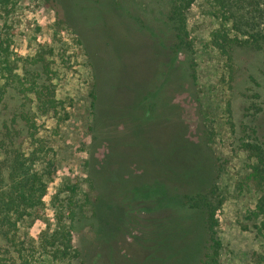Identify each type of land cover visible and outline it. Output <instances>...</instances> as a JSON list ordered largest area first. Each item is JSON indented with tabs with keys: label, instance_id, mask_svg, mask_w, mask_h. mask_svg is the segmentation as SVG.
<instances>
[{
	"label": "rangeland",
	"instance_id": "obj_1",
	"mask_svg": "<svg viewBox=\"0 0 264 264\" xmlns=\"http://www.w3.org/2000/svg\"><path fill=\"white\" fill-rule=\"evenodd\" d=\"M125 5L130 10L123 18L125 25L113 21L110 26L98 18L85 32L86 44L99 46L96 75L103 81L97 93V115L91 107L95 72L81 39L63 21L53 0H15L12 13L2 23L14 54L43 58L55 99L63 106L59 118L36 111L30 96L13 95L0 105V132L5 120L29 111L36 125L34 136L43 140L57 164V176L43 199L46 232H51L55 210L65 207L70 194L67 187L76 185L75 196L81 199L83 211L75 217L74 245L82 249L87 264H195L188 253L193 243L187 248L183 244L197 229L188 220L197 214L181 205L191 186L174 188L186 178L193 186L201 182L202 173L215 158L222 166L216 184L225 196L216 214L221 262L264 264V240L240 225L243 212L257 194L243 182L248 162L243 152L233 149L231 134L242 113L243 94L250 95L244 92L257 93L264 108V51L236 46L227 63L210 45L217 22L208 13L207 0H197L186 15L193 42L190 50L175 47L163 30L161 0H129ZM109 17L115 20L116 14ZM137 20L145 22L148 30H138ZM109 37L121 47H134L129 56L133 62L121 73L113 61ZM189 66L195 68V83ZM166 77L171 83L165 91ZM139 91L137 104H141L133 111ZM29 133L18 130L12 137L17 144H27ZM151 154H159L160 165L171 166L152 165ZM91 178L95 184L90 189ZM148 187L151 196H145ZM132 196L143 198L133 201ZM121 209H129L131 217L121 220ZM163 215L175 217L173 232L180 228L181 219L188 220L187 234L172 237V255H163ZM43 226L37 223L29 233L37 238L39 232L43 237ZM97 233L103 238L116 235L114 263L109 262L110 251L101 246L106 241L98 240ZM4 247L0 240L1 250ZM62 264H79V260Z\"/></svg>",
	"mask_w": 264,
	"mask_h": 264
},
{
	"label": "trees",
	"instance_id": "obj_2",
	"mask_svg": "<svg viewBox=\"0 0 264 264\" xmlns=\"http://www.w3.org/2000/svg\"><path fill=\"white\" fill-rule=\"evenodd\" d=\"M53 1L59 6L63 21L71 26L81 39L85 53L95 72L91 107L94 111L93 115H97L98 106L96 104L100 103L97 93L102 87L103 81L100 76L96 75L95 56L99 46H93L91 42L86 44L85 32L97 22L98 18L99 20L106 19L110 26L113 21L119 25H125L123 18L126 19L130 13L125 4L129 0ZM196 1L161 0L163 12L160 11V19L163 30L170 39L173 38L175 47L183 46L187 50L192 47L193 42L189 38L186 15ZM207 1L209 3L208 13L217 22V28L210 34V45L225 58L227 63H230L231 52L236 46L264 51V0ZM68 3L73 7H69ZM14 7L15 0H0V105L4 104L7 99H12L13 95L30 96L36 111L50 113L60 118V110L63 109V106L55 99V92L45 73L47 66L43 64V58L39 57V60H35L34 58L38 55L24 58L14 54L10 50L12 40L2 31V23L12 13ZM113 13L116 14L115 20L109 17ZM106 14L108 16H105ZM133 18L137 19L134 16ZM137 21L139 22L138 30H148L149 27L145 22ZM109 38L110 43L108 39H104L110 46L118 73H121L126 69L127 64L131 65L133 62L129 56L134 51V47H121L118 42ZM194 66H189V68L191 70L190 77L195 83L197 78ZM170 83L169 78L166 77L162 85L165 91ZM244 93L250 95L243 94L242 113L231 130L232 144H235L233 147L235 151L243 152L247 158L248 163L243 182L253 188L257 196L254 203L243 212L240 225L244 231H250L257 238L264 240V108L262 102L258 100L257 93L249 91ZM136 99L138 100L132 104L133 111H136L141 104V101L140 104H137L141 99L140 91ZM1 129L0 240L4 242L5 247L3 250L0 248V264H62L75 259L79 260V264H87L82 249L74 245L75 217L83 211L81 199L75 196L78 188L76 185L67 187L70 194L65 200V207L55 210L51 232L50 234L46 232L48 229L46 230V219L42 212L43 199L46 196L48 185L57 176V164L49 154V149L43 140L34 136V131H36L34 116L29 114V111H23L21 114L12 116L10 120H5ZM18 130L25 131L27 134L30 132L27 144H17L16 137H12V133H17ZM110 151V156H112L115 147ZM150 160L152 165H160L159 154L156 157L151 154ZM209 163L211 167L208 166V171L202 173L201 182L199 179L193 186V183H190L191 179L186 178L184 182L177 183L174 188V190H179L186 185L191 186L188 193L183 194L181 205L197 214V217L192 215L188 219L197 224V229L192 238L183 243L186 248L193 243V248H190L188 253L195 264H222V243L218 236L219 222L216 217L217 211L221 209L225 201L224 194L216 184L222 166L215 158H212ZM161 165H164L165 168L171 166L169 164ZM163 174L165 175L164 171ZM94 184L95 180L91 178L90 189L94 187ZM155 185H158V180ZM145 190V196H151L153 191L149 187ZM110 196L113 197V195L106 197ZM131 198L136 201L143 197L132 196ZM122 211L121 220L126 216L131 217L129 209ZM174 218L173 215H163V221L166 224L163 229V255H172L174 252L173 246H170L173 244L174 234H187L186 222L188 220L181 219L184 224L180 221V228L173 232L175 230ZM37 223L44 224L45 230L40 231L45 233L43 237L39 236V232L37 238L29 233L30 228L33 229ZM26 229L28 231H25ZM155 234V237L158 238L159 234ZM96 237L98 240L101 238L106 241L101 246H104L103 251H110L109 262L114 263L113 259L116 257L113 256L114 249L118 246L115 248L112 242L116 235L112 234L103 238L101 233H97ZM133 238L139 239L137 236H133ZM97 258L100 256L98 255Z\"/></svg>",
	"mask_w": 264,
	"mask_h": 264
}]
</instances>
